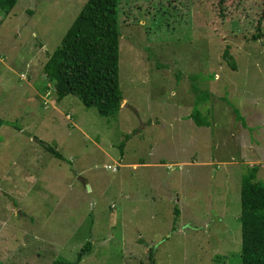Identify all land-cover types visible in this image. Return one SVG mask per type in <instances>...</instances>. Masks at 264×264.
Listing matches in <instances>:
<instances>
[{
	"label": "rangeland",
	"instance_id": "obj_1",
	"mask_svg": "<svg viewBox=\"0 0 264 264\" xmlns=\"http://www.w3.org/2000/svg\"><path fill=\"white\" fill-rule=\"evenodd\" d=\"M86 2L0 13V261L90 243L79 264H241L242 182L264 181V0H120L113 116L43 86Z\"/></svg>",
	"mask_w": 264,
	"mask_h": 264
},
{
	"label": "trees",
	"instance_id": "obj_2",
	"mask_svg": "<svg viewBox=\"0 0 264 264\" xmlns=\"http://www.w3.org/2000/svg\"><path fill=\"white\" fill-rule=\"evenodd\" d=\"M17 1L0 0V13L4 17L9 15ZM119 3L120 0H87L60 45L49 56L44 65L43 86L54 88L59 101L74 94L104 116H113L120 110L124 97L119 80ZM219 16L223 17V12ZM263 17L264 11L257 23L258 32L253 34L255 38L263 33ZM235 18L233 15L230 20ZM224 20H227L225 16ZM192 117L203 124L198 110ZM47 149L61 157L52 147ZM257 172V167L252 168L242 182L241 264H264V181H256ZM90 250L91 244L87 243L76 260H56L52 264H79ZM0 264L3 263L0 261Z\"/></svg>",
	"mask_w": 264,
	"mask_h": 264
},
{
	"label": "built area",
	"instance_id": "obj_3",
	"mask_svg": "<svg viewBox=\"0 0 264 264\" xmlns=\"http://www.w3.org/2000/svg\"><path fill=\"white\" fill-rule=\"evenodd\" d=\"M114 170H116V169H114Z\"/></svg>",
	"mask_w": 264,
	"mask_h": 264
}]
</instances>
